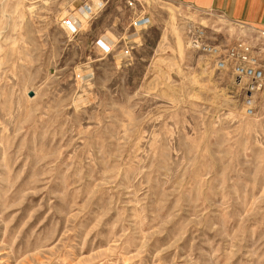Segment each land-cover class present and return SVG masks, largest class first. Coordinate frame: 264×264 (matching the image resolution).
<instances>
[{
  "label": "rangeland",
  "instance_id": "obj_1",
  "mask_svg": "<svg viewBox=\"0 0 264 264\" xmlns=\"http://www.w3.org/2000/svg\"><path fill=\"white\" fill-rule=\"evenodd\" d=\"M197 29L264 62L172 0H0V264H264V87Z\"/></svg>",
  "mask_w": 264,
  "mask_h": 264
},
{
  "label": "built area",
  "instance_id": "obj_2",
  "mask_svg": "<svg viewBox=\"0 0 264 264\" xmlns=\"http://www.w3.org/2000/svg\"><path fill=\"white\" fill-rule=\"evenodd\" d=\"M85 16L93 14L91 6H84ZM145 18L135 22L143 26ZM264 36L263 33H260ZM188 45L192 50L208 56L216 71L228 72L242 85L245 92L244 110L246 115L253 113V97L264 87V62L260 51L250 42L239 40L229 46L219 45L208 40L202 30L190 32ZM106 50L110 48L105 46Z\"/></svg>",
  "mask_w": 264,
  "mask_h": 264
},
{
  "label": "crops",
  "instance_id": "obj_3",
  "mask_svg": "<svg viewBox=\"0 0 264 264\" xmlns=\"http://www.w3.org/2000/svg\"><path fill=\"white\" fill-rule=\"evenodd\" d=\"M264 34V0H172Z\"/></svg>",
  "mask_w": 264,
  "mask_h": 264
}]
</instances>
